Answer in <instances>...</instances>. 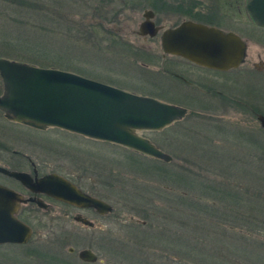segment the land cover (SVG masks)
<instances>
[{"label":"rangeland","instance_id":"obj_1","mask_svg":"<svg viewBox=\"0 0 264 264\" xmlns=\"http://www.w3.org/2000/svg\"><path fill=\"white\" fill-rule=\"evenodd\" d=\"M209 1L164 0L158 13L165 22L178 23L194 17L192 4ZM152 2L0 0V57L27 53L49 61L57 58L60 69L186 107L181 121L162 130L138 132L172 160L164 162L60 128L35 129L7 120L0 111V165L1 156L24 153L34 161L47 158L59 171L61 161L67 172L93 182L95 191L114 203V215L100 220L114 232V264H231L235 260V264H264V152L239 137V133L263 131L257 114H264V72L248 75L252 68L241 67L239 83L235 80L218 88L221 95H205L192 87L189 90L196 96L186 89L182 97L157 94L150 84L154 75L138 72L141 66L134 63V58L145 55L144 42H130L134 36L128 28L137 26H120L138 25L142 9ZM245 2L239 0V13L228 10L227 21L239 22V31L251 27L243 26L250 22ZM203 14L196 11L195 16ZM101 20L117 26L108 29L98 24ZM254 29L248 41L249 62H257L258 51L264 56V29ZM2 90L0 77V95ZM222 188L234 191L238 201L216 195ZM197 199L222 209L216 215H201L194 211ZM226 205L239 219L250 217L252 223L239 220V232L237 227L230 229Z\"/></svg>","mask_w":264,"mask_h":264},{"label":"flooded vegetation","instance_id":"obj_2","mask_svg":"<svg viewBox=\"0 0 264 264\" xmlns=\"http://www.w3.org/2000/svg\"><path fill=\"white\" fill-rule=\"evenodd\" d=\"M151 1H153L151 7L142 9L141 15L143 19L138 25L124 23L120 26H137L128 28L134 36L130 42H144L141 47L145 51V55H142L141 58L140 56L134 58V63H138L141 66L140 69L137 67L139 69L138 72L154 75L156 79L152 80L150 84L157 91V94L162 96L173 94L175 97H182L181 95L185 93L186 89L195 96L197 95L196 91H201L205 95H213L214 92L215 95H221V90L218 88L231 85L235 80H238L237 82L239 83V69L241 67L245 66V68H248L250 66L252 68L248 75L255 72H264L263 54L260 51L256 52L257 62H249L250 54L248 53V48L250 47L248 41L251 38L250 35H252L250 31L253 33L255 31L254 28L264 29V27L256 24L248 13L250 22L243 26H251L250 28L239 31V22L232 21V19L227 21V18L230 17H227L228 10L239 13V0H210L204 4L196 2L191 6L194 17L186 19L223 32H230L238 38L240 37L245 44L243 61L240 65L238 63L237 65L226 67V69L214 65L200 64L184 56L166 52L162 46L163 34L181 26L182 21L178 23L165 22V17L158 13L164 5V0ZM213 1H215L214 4ZM197 6L199 7L197 8ZM168 7L173 9L170 6L165 8ZM196 11L203 12V16H195ZM98 24L108 29L112 28V26H117L114 23L107 24L104 21ZM199 24H194V26ZM151 29L155 30L154 35L150 34ZM156 46L159 47L158 50ZM139 58L140 61H138ZM221 62H225L224 65H227L229 59L225 58ZM149 64H153V67L149 66ZM155 64H158V66H155ZM190 87L196 91L192 92L189 90ZM121 89L136 93L125 88ZM139 95L144 94L139 93ZM144 96L185 108L186 114L188 112L186 107L177 105L174 101L169 102L166 99H159L160 97L157 98L152 95L145 94ZM237 101L239 102V99ZM258 115L261 114H257V117ZM182 119L176 120L164 128ZM133 151L137 152L136 150ZM15 152L13 151V154H16ZM20 154L22 156H10L8 158L1 156L3 163L0 167L9 171L24 173L26 176L24 182L17 177L0 171V186L13 192V196L9 197L8 203L9 210L12 211L11 214L0 216V264H114V232H111L100 221L114 215L113 201L97 193L92 185L93 182L92 184H90L91 181L89 184L86 183L83 180V175L78 176L67 172V169L63 168L61 161L58 164L61 168V171H59L57 166L45 157L39 156L40 159L38 158V161H34L31 156L24 153ZM51 175L58 176L61 180L53 178ZM47 177L57 182L60 187L70 183L84 196L101 200L110 209L101 213L99 208L86 200L76 203L55 197L48 191L53 183L48 181ZM91 179L97 184H99L98 181L100 182L97 178L91 177ZM106 191L108 193L112 191L111 183L108 184ZM4 219H14L15 224L7 225ZM136 223L138 224V222ZM140 225L144 226L146 222L141 221ZM82 251H89L90 255H94L96 260L88 261L83 259V256H81Z\"/></svg>","mask_w":264,"mask_h":264},{"label":"water","instance_id":"obj_3","mask_svg":"<svg viewBox=\"0 0 264 264\" xmlns=\"http://www.w3.org/2000/svg\"><path fill=\"white\" fill-rule=\"evenodd\" d=\"M246 9L256 24L264 26V0H247ZM194 24L199 23L184 20L181 26L166 31L163 34V49L200 64L223 69L242 63L245 44L240 37ZM150 34L154 35L155 30L151 29ZM225 58L229 59L227 65L221 62ZM0 77L3 83L0 110L8 120L37 129L55 126L86 137L125 145L165 162L172 159L136 131L162 129L181 119L186 114L185 108L134 94L74 72L39 67L4 57H0ZM257 119L264 130V115H258ZM0 171L25 182L24 173L3 167H0ZM46 179L53 183L49 193L59 199L76 203L86 200L99 208L101 213L110 209L105 202L84 196L70 183L60 187L50 177ZM10 196H13V192L0 186L1 217L12 212L8 206ZM4 221L7 225L15 224L14 219ZM90 254L89 251L81 252L83 259L95 261V256Z\"/></svg>","mask_w":264,"mask_h":264},{"label":"trees","instance_id":"obj_4","mask_svg":"<svg viewBox=\"0 0 264 264\" xmlns=\"http://www.w3.org/2000/svg\"><path fill=\"white\" fill-rule=\"evenodd\" d=\"M38 47L39 48H43V47H46V46L43 45V46H38ZM8 58H11L13 60L22 61V62H27V63L33 64V65H37V66H40V67L59 68V66H62L58 62V60H56L57 58L54 61H49V60H46L43 55L42 56L41 55H30V54L26 53L25 56H23V54L17 53V54H12V56H8ZM64 70H68V69H64ZM259 132H260V134L261 133L264 134V130L263 131H259ZM260 134L259 133H255V132L239 133V137L242 138L244 140V142H246L247 144H250L252 146H258L260 148V150H262L264 152V140H263V138H262V136ZM196 185H194V186L198 187V185L197 186ZM204 190H208V189H204ZM215 193L218 196H224L226 199H228L227 200L228 202L229 201H231V202H237L238 201L237 194L234 191H231V189L222 188V189L218 190L217 192L215 191ZM240 195H242V194L239 192V198H240ZM218 196L216 198L219 199ZM240 200L242 201L241 198L239 199V201ZM197 202L198 203L194 206V211L196 210V212H198L201 215H216V213L220 209H222V207H219L218 205H215V203L213 204L215 206H211V205H208L206 203V201H200L199 199H197ZM245 204L246 203H244L242 205H239V206H243ZM209 213H211V214H209ZM224 215H225V218L227 220H230V221L225 220L226 223L229 225L230 229L239 226V224H237V222H239V220L240 221H245L244 223H252L251 220H249V219H251L250 217L249 218L246 217L243 220H241V218L239 219V217H238V215L236 213L232 214L231 208H228L227 205L225 207ZM230 217H233L234 220H231ZM198 222H203V221L199 220ZM248 226H250V225H248ZM239 227H241V225ZM236 232L237 233L239 232V228L238 227L236 228ZM229 263L235 264L236 260L232 261V262H229Z\"/></svg>","mask_w":264,"mask_h":264}]
</instances>
